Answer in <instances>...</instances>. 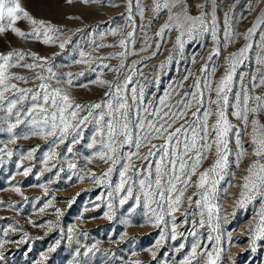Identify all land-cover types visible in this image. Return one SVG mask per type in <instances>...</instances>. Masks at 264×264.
Masks as SVG:
<instances>
[{
    "label": "rangeland",
    "instance_id": "1",
    "mask_svg": "<svg viewBox=\"0 0 264 264\" xmlns=\"http://www.w3.org/2000/svg\"><path fill=\"white\" fill-rule=\"evenodd\" d=\"M217 3L220 5L217 16L221 44H224V13L233 4L235 36L233 43L221 48L220 57L213 56L211 61L208 57L214 44L210 36L201 41L186 42L181 52L174 47L177 35L175 30L166 31L163 38L156 35L167 20V13L162 11L158 16L154 15L153 0H131L130 12L129 0H92L87 4L84 0H73L72 3L67 0H21L22 6L31 16L45 21L58 31L50 33L52 41L45 43L42 34L39 39L21 38L8 29L0 33V55L20 52L24 54V59L16 61L14 58L15 63L37 65L32 69H11L12 73L28 80V83L12 81L18 87L36 89L41 82L48 83L52 88H61L68 92L77 103L83 105L107 99L104 96L107 88L94 81L104 79L123 82L130 70H133V83L128 87H136L138 90L143 87L140 115L146 116L148 120L154 118L144 113L143 107H148L149 112L161 107L159 101L168 93L166 104L172 106L171 111H178L182 108L178 101L191 100V96H185V93L195 91L193 85L199 79L204 92V106L199 113L202 117L204 110L209 107V95L215 98L214 92L209 94L204 89V81L209 80L214 88L227 67L225 57L238 52L246 43H252L253 47L245 66L237 69V78L241 71L255 73V58L259 52L257 46L261 43L260 35L264 32V24H261L248 41L243 38L258 19L264 18V0H217ZM141 8L144 10L143 18L139 14ZM14 27L28 34L32 32L33 26L27 20L21 19ZM129 33H133L131 38ZM122 39L127 44L129 54L126 57L119 55L124 51L119 47ZM146 41L150 46L146 45ZM61 43L65 45L63 49L60 48ZM142 48L146 50L141 51ZM81 52L84 53L83 57ZM133 52L135 54H131ZM33 56L40 59H33ZM122 60L124 68L118 74L113 69H119ZM104 64L109 67L104 68ZM205 64L208 65V70L202 72ZM213 67L216 68L214 75L211 74ZM37 75L45 77V80L37 79ZM69 78L72 79L71 85L67 83ZM245 84L251 87L248 77L245 78ZM239 88L237 83L234 91ZM261 93H264V88H256L252 92L253 95ZM126 94L129 97L131 95L130 92ZM6 95L15 98L13 93ZM32 103L28 100L18 105L12 114L0 110V243H3L0 248V264H179L196 239L202 241L201 250L204 244L208 245L209 250L213 247L214 241L209 243L207 240L210 229L199 226L200 210L195 201L200 199L197 193L203 190L197 189L195 184L199 180L200 172L214 163V146L212 151L206 153L207 158L202 160L197 173L191 177L183 204L174 213L175 220L173 221L172 216L165 215L166 223L157 227L154 220H150L152 214L144 207L139 180L148 177L149 164L152 165L154 179L155 162L159 153L148 160L133 157L134 166L128 173L131 180L125 185V191L116 192V185L120 182L119 173L127 161L122 158L110 177H103V173L112 166L111 161L105 163L95 157V153L100 150L99 145L87 147L91 143L95 125L82 126L83 139L77 144H72V137H68L62 144L54 142V137L44 135L42 126L32 123L33 117L39 120L37 114L33 112L32 116H28L24 112ZM193 104V109L174 124L170 131H174L181 124L196 126L193 123L196 118L192 116V111L196 110L195 102ZM211 107L214 109L215 105ZM163 110L170 109L165 107ZM18 111L22 121L20 123H17ZM85 114L86 112L81 113ZM132 118L135 121V108ZM229 119L233 124L238 123L234 117L230 116ZM260 119L264 122V116ZM214 122L215 117H210L209 125ZM12 125L15 126L11 127ZM211 139H214V134L210 132V141ZM152 143L159 145L163 141L153 139ZM69 147L72 152L67 151ZM243 147L248 153L252 152L248 136L243 138ZM182 149L183 143L179 146V150ZM229 149L231 154L228 157L227 174L218 184L217 203L221 206V219L213 221L219 223V231L211 233L213 237L221 236L219 247L222 251L218 264H264V236L255 238L256 233L252 230L258 221L256 213L259 211L260 201L257 199L244 207L238 206L239 185L242 184V177L247 175L246 169L253 163L254 158L245 156L237 167L238 149L234 139H231ZM51 150L57 155L46 165L45 156ZM135 151L134 147L125 145L121 154ZM30 152L32 158L28 159ZM147 152V147L140 149L141 155ZM89 157L92 158L91 162ZM70 164H74L75 168H70ZM27 169L30 171L25 175ZM93 173L95 177L92 176ZM231 173H235V178ZM101 177L105 182L97 183L96 178ZM164 182H167V177ZM229 184L236 187L229 188ZM129 186L133 188V196L121 205L120 199L127 195L126 189ZM17 188L19 192L15 190ZM225 188L229 189L227 195L223 192ZM137 196L140 198L138 206ZM189 197L193 201L191 207L188 204ZM46 204L49 206L45 208ZM109 204L112 205L111 210ZM41 208L44 211L41 212ZM233 211L235 215H232ZM106 213L109 215H105ZM193 221L196 222L197 237L190 235ZM173 223L176 226L175 240L172 239ZM69 229H72L71 233ZM162 234L165 238L157 246ZM181 244L184 245L182 249ZM50 248H54V251L50 252ZM89 248L92 250L85 256L84 253ZM194 264H203V261H194Z\"/></svg>",
    "mask_w": 264,
    "mask_h": 264
},
{
    "label": "snow or ice",
    "instance_id": "2",
    "mask_svg": "<svg viewBox=\"0 0 264 264\" xmlns=\"http://www.w3.org/2000/svg\"><path fill=\"white\" fill-rule=\"evenodd\" d=\"M67 2L72 3L73 0H67ZM89 2H92V0H84L86 4ZM130 4L131 0H129V12L131 11ZM219 7L217 0H153L152 11L154 15L158 16L162 11L167 13V20L156 35L163 38L166 31L172 32L175 30L177 35L174 47L181 52L186 42L201 41L204 37L210 36L214 44L212 53L208 57V60L211 61L213 56L220 57L221 48H226L228 44L233 43L235 36L232 18L235 4H233L224 13V44H221L217 16ZM143 12L144 10L141 8L139 12L141 18H143ZM21 19L27 20L33 26L31 33L26 34L14 27L16 22ZM129 19H131V16H129ZM261 24H264V18L258 19L257 23L248 29L247 33L244 34V40L248 41L249 37L254 36L257 27ZM8 29L21 38L34 37L39 39L42 34L45 43L52 41L50 33L58 31V29L45 21L31 16L22 6L21 0H0V33H4ZM132 36L133 33H129V37L131 38ZM260 41L261 43L257 46L259 52L255 58V64L257 65L255 73L250 74L241 71L237 78V69L245 66V62L249 60V52L253 47L252 43H246L238 52L230 53L229 56L225 57L227 67L224 75L216 82L214 88L209 80L206 79L204 81V89L209 94L214 92L215 98L213 99L209 95V107L204 110L202 117H200L199 113L204 106V92L201 90L199 79L193 85L195 91L185 93V96H191V100L187 102L178 101V103L182 104V108L178 111H171L172 106L166 104L168 93L165 94L164 98L160 99L159 104L161 107H157L151 112H149L148 107H143V112L154 118L148 120L146 116L140 115L144 97L143 87L139 88V90L136 87L131 89L128 87L129 84L133 83V75L135 74L133 70H130L123 82H111L104 79L94 81L97 85L107 88L104 93L107 99L83 105L77 103L68 92L61 88H52L48 83L41 82L36 89L18 87L17 83L12 81L28 83V80L24 76L12 73L11 69L15 67L32 69L37 65L15 63L14 58L16 61L24 59L23 53L15 51L0 55V110H6L7 113L12 114L18 105L31 100L33 102L31 106L24 110L26 115L32 116V113L35 112L39 120L33 117L32 123L42 126L41 130L44 135L54 137V142L58 141L61 144L68 137H72V144L79 143L83 139L82 126L94 124L95 128L91 143L87 147L93 148L99 145L100 150L95 153V157L105 163L111 161L112 165L103 173V177H110L116 164L122 158L127 161L123 164L119 173L120 182L116 185V192L125 191V185L131 180L128 173L134 166L133 157L148 160L159 153V157L155 162L154 179L152 178V165L149 164L148 177L139 180V186L145 201L144 207L152 214L150 220H154V225L157 227L166 223L165 215L172 216L173 221L175 220L174 213L183 204V197L189 187L191 177L197 173L202 160L207 158L206 153L212 151L214 146L216 157L214 163L210 168L200 172L199 180L195 184L197 189L203 190L197 193L200 199L195 201L196 207L200 210L199 226L200 228L207 226L210 229L207 240L209 243L214 241V244L210 250L208 245L204 244L203 250H201L202 241L196 239L191 245L190 251L179 264H194V261L198 260H202L203 264H218L222 251L219 247L221 236L216 235L213 237L211 233L219 231V223H213V221L221 219V206L217 203L218 184L227 174L228 157L231 154L229 149L231 139L235 140L236 148L238 149L236 153L237 167H239L240 161L245 156L250 155L254 158L253 163L246 169L247 175L242 177V184L239 185L240 199L238 200V206L244 207L246 204L259 199V211L256 213L258 221L252 230L256 233L255 238L264 236V122L260 119L261 116H264V93L259 95L252 94L256 88H264V32L260 35ZM145 43L147 45V41ZM64 46V43L60 44L61 49ZM119 47L124 49L119 55L126 57L129 54L126 41L122 39L119 42ZM159 48L160 45L158 44L157 51H159ZM144 50L146 48L141 49V51ZM80 55L83 57L84 53L81 52ZM33 59L40 58L33 56ZM169 60H171V57H169ZM76 62L80 63L81 61ZM195 62V57H193V63ZM103 67L108 68L109 66L104 64ZM123 68L124 63L122 60L119 69L113 70L119 74L120 69ZM134 68L135 62L133 63ZM207 70L208 65L205 64L201 71L206 72ZM48 71L51 73V68ZM215 72L216 68L213 67L211 74L214 75ZM189 75H191V72H189ZM246 77L249 78L251 87L245 84ZM36 78L41 81L45 80V77L40 75H37ZM67 83L71 85L72 79L69 78ZM237 83L240 88L238 91H234ZM128 92L131 93L130 97L126 94ZM7 93H13L15 98H10L6 95ZM193 102H195L196 110L192 111V116L196 118L193 121L196 126L181 124L174 131H170L174 124L183 119L187 112L193 109ZM212 105H215L214 109L211 107ZM165 107L170 110L164 111ZM134 108L136 109L135 121L132 118ZM84 112L86 114L81 115ZM16 115L17 123L22 122L19 118V111ZM213 116L215 117V122L209 125V119ZM230 116L234 117L238 123L233 124L229 119ZM14 126L12 125L11 127ZM210 132L214 134V139H211V141ZM244 136L249 137V143L252 147L251 153H248L243 147ZM181 137H183V140ZM153 139L162 140L163 143L159 145L153 144ZM181 143H183L182 151L179 150ZM125 145L134 147L136 151L121 154V149ZM142 147L148 148V152L145 155L140 154ZM67 151L72 152V148L69 147ZM8 155L10 156L11 152ZM56 155L54 150L46 154L45 164L47 165L48 161ZM27 158H32L31 152ZM88 159L91 162L92 158L89 157ZM189 160H191V164H189ZM69 167L75 168V165L70 164ZM28 171L30 169L25 170L24 174L27 175ZM231 175L235 178V173H231ZM92 176L95 177V173ZM103 177L96 178V182H105ZM165 177H167L166 183L164 182ZM178 185H182V187H178ZM231 187H236V185L229 184V188ZM15 190L19 192L18 188ZM228 190V188L223 189L225 195H227ZM126 193L127 195L120 199L121 205L133 196V188L131 186L127 187ZM136 202L138 206L140 202L139 196L136 197ZM192 203L193 201L189 197L188 204L190 207ZM48 206L46 204L44 207ZM108 207L111 210L112 205L109 204ZM40 211H44V208H41ZM205 214L207 219H205ZM105 215L109 214L106 213ZM232 215H235V211L232 212ZM109 218L111 217L109 216ZM71 231L72 229H69L70 233ZM190 235L193 237L198 236L195 221H193V230ZM164 238L162 234L160 240L157 241V246L160 245ZM69 239H71V236H69ZM172 239H176V226L174 223ZM2 247L3 243H0V248ZM180 248H184V245L181 244ZM91 250L89 248L84 255L87 256ZM49 251H54V248H50ZM77 255H80V253L77 252ZM41 259L43 260L44 257L42 256Z\"/></svg>",
    "mask_w": 264,
    "mask_h": 264
}]
</instances>
